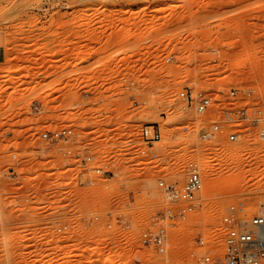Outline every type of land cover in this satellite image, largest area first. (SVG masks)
<instances>
[{
    "label": "rangeland",
    "instance_id": "374dc122",
    "mask_svg": "<svg viewBox=\"0 0 264 264\" xmlns=\"http://www.w3.org/2000/svg\"><path fill=\"white\" fill-rule=\"evenodd\" d=\"M186 90L222 100L235 90L264 115V0H0V264L220 254L229 206L241 220L264 211V126L204 142L213 115L187 105ZM144 125L159 127L155 157L136 153ZM59 126L78 136L40 134ZM76 155L94 159L82 169ZM188 161L202 190L193 216L168 226L163 257L139 236L169 205L157 179L181 184ZM97 163L110 173L91 171Z\"/></svg>",
    "mask_w": 264,
    "mask_h": 264
},
{
    "label": "built area",
    "instance_id": "2783aa9c",
    "mask_svg": "<svg viewBox=\"0 0 264 264\" xmlns=\"http://www.w3.org/2000/svg\"><path fill=\"white\" fill-rule=\"evenodd\" d=\"M239 93L235 90L229 92L228 97H216L212 94L196 95L191 91L179 93L182 100L190 105L198 114H204L210 110L213 117L209 125L201 130L200 139L204 142H214L219 137L227 142L240 140L244 132L242 128L248 126H264V115L261 110H253V105L240 104ZM249 94V93H248ZM241 101L238 103V101ZM56 142L68 143L78 136L71 126H59L40 132ZM161 140V133L158 125H144L139 132L140 145L137 147L138 157H146L154 153V143ZM148 151V152H147ZM65 155L72 156L69 148ZM67 153V154H66ZM156 153H154V157ZM154 157L142 160H154ZM75 162L82 169L89 168L94 156L84 155L79 158L74 156ZM186 174L181 184L165 178L157 179V187L163 196L168 200L169 205L157 210L152 216L149 227L140 233V243L152 249L160 256L169 254L170 241L168 239V226L176 227L178 224L187 222L197 208L198 194L202 190V178L197 162L188 161L185 165ZM96 174L105 176L110 173L107 165L98 164L90 168ZM116 225L121 228H128L129 224L120 216L115 217ZM67 226H59L57 231L65 229ZM111 227V223L107 224ZM223 249L220 254H213L207 249L200 255V260L193 264H264V211L258 210L250 216L248 220L238 218V209L231 205L222 216ZM197 246H204L203 238L195 241ZM195 254V250H192ZM155 264H187L178 258H167Z\"/></svg>",
    "mask_w": 264,
    "mask_h": 264
},
{
    "label": "bare ground",
    "instance_id": "6f19581e",
    "mask_svg": "<svg viewBox=\"0 0 264 264\" xmlns=\"http://www.w3.org/2000/svg\"><path fill=\"white\" fill-rule=\"evenodd\" d=\"M84 10H86V9H84ZM79 11H80V10H79ZM82 12H83V10H82ZM81 60H82V59H81ZM79 61H80V60H79ZM79 61H78V62H79ZM76 63H77V62H76ZM140 78H142V77H140ZM222 155H223V154H222ZM209 161H210V160H209ZM209 161L206 160L205 164L207 165L208 163H210ZM203 165H204V164H203ZM93 253H94V252H93ZM72 254L74 255L75 253H72ZM72 254L70 253V255H72ZM89 257H90V256H89ZM108 262H109V261H108ZM109 263L115 264V263H117V261H116L115 259H113V258H112V259L110 258V262H109Z\"/></svg>",
    "mask_w": 264,
    "mask_h": 264
}]
</instances>
